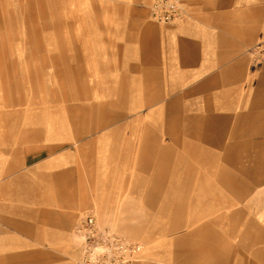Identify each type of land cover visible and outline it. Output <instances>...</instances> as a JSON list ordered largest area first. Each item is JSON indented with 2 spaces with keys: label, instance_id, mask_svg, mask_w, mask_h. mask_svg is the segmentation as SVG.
<instances>
[{
  "label": "crops",
  "instance_id": "0c3cea01",
  "mask_svg": "<svg viewBox=\"0 0 264 264\" xmlns=\"http://www.w3.org/2000/svg\"><path fill=\"white\" fill-rule=\"evenodd\" d=\"M153 1L88 0V119H77L75 105L62 118L54 101L46 111L44 100L22 94L16 98L13 83H0V264H33L31 252H60L74 244L78 212L91 203L88 186H115L112 176L124 171L123 153L131 146L124 133L125 108L148 109L150 119L163 116L165 121L177 116L176 108V118L182 119L187 108L198 119V109L210 107L208 101L236 99L215 93L252 92L254 74L262 77L257 91L264 100V62L254 69L258 54L264 61V0H183L186 15L174 24L151 19ZM4 37L0 44L17 43L13 36ZM25 40L39 46L22 57L6 46L0 51L5 75L13 61L24 59L42 61L43 67V61L52 59L54 68H61L57 61L62 56L52 48L47 53L53 57L46 59L44 46L61 43L60 36ZM67 58L75 61L76 56ZM64 67L77 71L75 62ZM243 118L258 121L252 111ZM139 139L137 149L153 156L142 170L171 172L172 164L164 161L172 149L169 142H160L162 133L148 131ZM166 139H173L171 133ZM228 139L230 149L223 159L229 153V163L224 162L228 167L213 154L211 170L227 171L230 198L244 201L245 209L244 215L230 214L235 224L226 228L229 236L240 230L242 237L229 245L235 255L229 254L227 261L264 264V129L234 130ZM157 154L165 155L160 168L151 163ZM88 172L96 184H88ZM171 183L166 177L156 185ZM201 217L208 220L173 244L176 262L221 264L226 244L220 215L204 212L197 219ZM243 219L246 226L240 227ZM74 252L78 258L77 241Z\"/></svg>",
  "mask_w": 264,
  "mask_h": 264
},
{
  "label": "rangeland",
  "instance_id": "374dc122",
  "mask_svg": "<svg viewBox=\"0 0 264 264\" xmlns=\"http://www.w3.org/2000/svg\"><path fill=\"white\" fill-rule=\"evenodd\" d=\"M11 19L12 21H9ZM28 35L43 37L45 41H52L50 40L52 37L60 36L61 43H45L44 46L46 59L53 57L54 53H47V51L52 52V48L57 56L59 54L62 56L60 61H57L60 62L61 68H54L52 59L43 61L45 63L43 67L42 61L23 58V61H13V68L9 70L11 75L9 73L5 75L4 72L8 70H3L5 61L0 60V68L3 70L0 83H13V94L17 95L16 98L22 94L32 100H44L41 107L46 111H49V103L54 101L60 107L62 118L69 116L71 105H75L77 119H85L88 111V0H0V36H13L14 41L18 39L17 43L0 44V47H3L0 51H4L6 46L11 48L14 54L22 57L21 53L25 54L32 51L34 46H39L24 43ZM72 55L76 56L75 61L67 58ZM69 61L76 63V73H69L68 68L65 69L64 65H68ZM262 62L264 61L258 54L254 60V69ZM38 64L39 73L36 68ZM261 79L260 75H253L252 92L243 90L237 93H215L236 96V99L214 98L207 102L210 107L198 109L197 115H201L198 119H203L206 131L209 127L210 137L209 141L198 140L197 143L202 144L207 152L216 154L217 160L220 157V163L224 168L228 167L223 159L230 142L229 132L244 131L246 128L250 130V127H260V125L264 129V122H261L264 121L262 120L264 100L262 101L257 91ZM247 111H252L253 121H258L245 122L243 117L247 115ZM149 113L148 109L125 108L124 133L126 144L130 143L131 146L123 153L124 171L115 172L112 176L110 184L115 186L108 188L88 186L91 203L78 212L76 223L85 211H91L100 224L145 245L142 264H180L172 258L173 244L183 235L191 233L203 221L208 220L202 218L205 217L204 215L202 219H197L200 211L215 212V215H220L221 239L226 244L222 245L226 251H221L223 257L221 264H229L227 261L229 254L235 255L229 252L231 249L229 245L237 244L242 236L238 235L240 230L237 235L233 232V235L229 236V230L226 228L235 224L234 221L232 223L229 220L231 213L234 216L242 212L244 215V201L234 196L230 198L227 182L224 179L228 174L227 171L224 169L215 173L210 171L203 176L201 164L182 148L181 143L184 139L181 138L177 142L173 135V139H166L169 124H165L163 116L161 119H150ZM192 117L193 111L186 108L182 120ZM214 119L216 127L213 128L211 125ZM184 124L187 126V122ZM148 131L162 133L160 142L163 146L169 142L174 154L170 158L167 157L164 164L166 162L172 164L171 172L142 170L144 169L142 164L148 162L151 156L137 148L142 141L139 139L140 136ZM177 136L180 137V131ZM133 145L136 147L135 150ZM151 163L158 167L161 165L160 162L156 163L154 158ZM187 166L194 167L191 173L192 180L189 183L185 182L189 174L185 171ZM166 177L167 181H172V185L157 186ZM88 184H96L90 179L89 172ZM168 200L170 201L167 202ZM243 220L240 227L246 226L245 219ZM75 225L72 230L74 244L72 242L60 252H31L35 259L33 264H76Z\"/></svg>",
  "mask_w": 264,
  "mask_h": 264
},
{
  "label": "built area",
  "instance_id": "2783aa9c",
  "mask_svg": "<svg viewBox=\"0 0 264 264\" xmlns=\"http://www.w3.org/2000/svg\"><path fill=\"white\" fill-rule=\"evenodd\" d=\"M149 11L157 23H176L186 15L183 0H154ZM74 235L79 243L76 264H138L143 258V243L100 224L91 211L79 217Z\"/></svg>",
  "mask_w": 264,
  "mask_h": 264
},
{
  "label": "bare ground",
  "instance_id": "6f19581e",
  "mask_svg": "<svg viewBox=\"0 0 264 264\" xmlns=\"http://www.w3.org/2000/svg\"><path fill=\"white\" fill-rule=\"evenodd\" d=\"M29 36V35H28ZM31 37V36H30ZM35 37V36H33ZM127 94V92H126ZM130 110H133V107L129 108ZM175 111V108L173 109ZM177 111V116H178V112L179 109L176 108ZM174 116L173 119H169L165 121V124H169V128H168V132L171 133V135L175 136V140L177 142H179L181 138H183V142L181 143L182 148H184L187 152V154L191 157H194L199 164H201L202 168L201 171H203L204 173L203 176H205L206 173L212 171V167L214 164V161H212L214 157V155L210 152H207L206 149L204 148V146L202 144L197 143L198 140H203V141H209V137H210V132L209 127H207V131L204 129V121L203 119H197V118H192V119H177ZM85 119H88V111L86 112V117ZM184 122H187V126L184 124ZM210 123V122H209ZM213 128L216 127V120L214 119L212 121V125ZM187 127V128H186ZM177 129L180 131V137L177 136V133L179 131H177ZM215 144H217V142H215ZM228 149H230V146L228 145L227 147V151ZM173 151H172V155H173ZM180 155V154H178ZM153 157V156H152ZM152 157H150L149 159H151ZM154 158H156L159 162H162L165 160V155L164 154H157L156 156H154ZM207 160V162H205ZM225 162L229 163V153L228 155L225 157ZM149 163H143L142 165H148ZM194 170V167L192 166H187L185 171H188L189 174L187 175V179L185 178V182L189 183L190 180H192V172ZM213 172V171H212ZM199 176L202 177V175L199 173ZM201 179V178H199ZM226 180V182L229 181V176L227 174V176L224 178ZM209 212V211H208ZM199 214H204V212L200 211Z\"/></svg>",
  "mask_w": 264,
  "mask_h": 264
}]
</instances>
